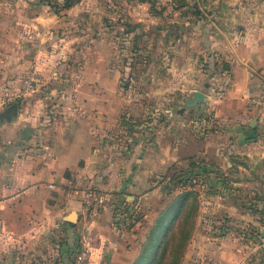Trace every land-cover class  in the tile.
Segmentation results:
<instances>
[{"label":"crops","instance_id":"1","mask_svg":"<svg viewBox=\"0 0 264 264\" xmlns=\"http://www.w3.org/2000/svg\"><path fill=\"white\" fill-rule=\"evenodd\" d=\"M122 1L120 8L130 7L128 0ZM63 4L56 6L51 0H0V111L15 98L20 100L17 112L5 118L13 121L0 125V264H71L78 239L85 231L91 240L85 264H133L140 246L131 239L118 240L125 229H116L107 206L86 219L82 195L56 188L59 183H70V175L77 181L100 184L103 149L96 140L101 141L106 125L115 122L116 69L100 62L103 53L97 49L96 65H87L84 81L72 88L53 82L43 95L37 94L40 83L34 91H26L22 84L26 74L44 79V84L50 69L68 57L65 52L54 61L56 53H64L69 39L84 37L78 32L80 28L69 22L76 21L70 19L72 11L87 10L89 5L82 0ZM117 4L109 6L115 8ZM96 5L101 9V4ZM189 9H200L205 17L186 21L189 34L181 54L187 58L173 65L182 76L176 89L185 94L184 101L192 96V90H203L205 102L192 107L212 105L217 117L214 122L221 125V131L214 129L200 135L190 132L185 147L194 159L200 154L206 159L211 157L195 170L205 169L206 179L213 182L210 185L225 182L232 192L209 191L206 195L211 210L206 218L210 237L205 254L208 264H264V110L246 101L248 96L264 94V0H205L189 4ZM97 24L99 30H104L101 21ZM91 39L99 40L93 35ZM56 44H63L60 51L53 48ZM79 44L78 58L82 54ZM221 60L228 62L229 69L216 70L213 62ZM71 89L79 91L81 99L72 105L67 99L60 105L63 115L54 122L62 127L54 131L37 128L35 123L52 121L46 114L40 117L41 101L55 90ZM248 129H254L256 135L247 137ZM167 132L172 135L173 147L164 131H157V147L150 152L148 146H143L139 167L161 171L168 163H173V168L181 164L182 148L174 142L179 131ZM213 154L220 162L212 161ZM49 183L54 186L49 187ZM71 210L77 214L74 222L65 218ZM198 224L196 232L200 231Z\"/></svg>","mask_w":264,"mask_h":264},{"label":"rangeland","instance_id":"2","mask_svg":"<svg viewBox=\"0 0 264 264\" xmlns=\"http://www.w3.org/2000/svg\"><path fill=\"white\" fill-rule=\"evenodd\" d=\"M51 1L56 6L64 3L62 0ZM147 1L144 0L142 3L139 0H128L130 7L126 5L127 8L123 9L120 8L122 0H82V3L89 5L88 9L72 11L70 19L76 18V21L69 22V25L80 28L78 32L84 37L76 35V38H71L65 43L64 53L62 51L56 53L54 61L58 60L57 58L61 59L65 52L68 57L61 63L57 62L55 68L50 69L51 75L46 78L47 80L45 79L44 84L41 83L44 79L38 80L32 74H26L22 78V84L24 85L25 78H30L33 89L25 90L34 91L40 83L41 90L37 94L43 95L47 93V86L53 82L69 85L68 87L72 88V85L84 81L83 75L87 65H94V63L96 65L98 59L96 50L100 49L103 53L100 62L105 67L116 69L117 82L115 122L106 125L101 141L96 140L103 149L99 161L104 167L100 168L99 172L101 182L100 184L84 183L77 181L75 177L71 178L70 175V183L66 185L59 183L56 188L77 191L79 196L89 188L103 194V205L113 213L114 226L119 231L125 229L122 236L118 235V240L124 238L127 242L131 239L142 250L150 238L158 216L163 211L162 208L165 209L173 200L186 194L187 199L181 209V215L186 217L174 228L175 234L173 232L170 235L171 244L163 264H208L205 243L210 235L206 233V226L209 227L206 218L211 209L208 208L206 195L209 191L225 193L230 187L226 186L225 182L223 185L221 183L210 185L212 181L206 179L205 169L195 170L201 161H210V155L208 154L209 159L201 154L198 155V159H194L193 155H187L188 149L185 145L190 132L200 135L214 129L221 131V125L214 122L217 117H214L212 105L207 104L197 108L184 107L186 96L181 90L176 89L182 76L173 68V65L181 64L182 58H187L182 56L189 34V25L186 21L191 22L195 18L205 17V13L200 9L198 12L190 10L189 4L194 2L202 4L205 0ZM112 2L118 3L115 8L113 5L109 6ZM96 4H101V9ZM57 14L64 15L60 12ZM111 16L115 18L112 19ZM79 17L81 18L77 21ZM100 21L102 23L100 26H104V30L98 28L97 22L100 23ZM51 22L53 26L55 16ZM123 22H129L131 25L142 22V25L127 31L128 27ZM174 24L178 26L173 30ZM92 35L97 36L98 42L91 39ZM77 43L82 46V54L79 58L76 55ZM58 44L53 45V48L60 51L64 43L61 46ZM66 94H70L72 98L71 96L67 98ZM78 94L81 93L73 89L67 92L55 90L50 93L51 96L46 101H41L38 112L40 117L46 114L47 119L51 118L52 121L38 122L35 126L49 131L62 127L54 122L58 115H63L60 105L65 104L67 99L70 100L69 105L76 104L77 99H81ZM106 98H108L107 95ZM105 110H108V106ZM101 113L104 116L107 115V111ZM201 120L209 122L204 123ZM12 121L4 119L0 125ZM169 129L179 131L176 133L174 142L182 148L181 164L177 163L173 168V163H168L167 167L161 171H150L139 167L143 146H148L150 152L157 147V131L159 134L164 131L166 140L170 139L167 142L173 143L172 135L167 132ZM217 143L220 145V139ZM171 146L173 147L172 144ZM212 158V161L220 162V158L214 154ZM238 160L233 159V162ZM127 182H130L132 186H128ZM229 192L232 193L230 190ZM81 200L86 219L92 217L85 207L83 195ZM114 204L115 206H112ZM197 223H199L200 231L196 232ZM81 234L84 241L79 238L77 247H74L78 249L84 246L89 249L91 246L89 233L85 231ZM61 238L64 240V236ZM75 253L76 250L73 254ZM74 255L71 264L74 263Z\"/></svg>","mask_w":264,"mask_h":264},{"label":"trees","instance_id":"3","mask_svg":"<svg viewBox=\"0 0 264 264\" xmlns=\"http://www.w3.org/2000/svg\"><path fill=\"white\" fill-rule=\"evenodd\" d=\"M71 1L72 0H64L63 6H68ZM195 11L198 12L199 10L195 9ZM123 24L128 27L127 31H131L135 27L140 25L138 22H135L133 25L129 24V22H123ZM177 26V24H174L173 30L176 29ZM213 64L214 67H216V70L217 68H221L223 70L229 69V64L225 60L214 61ZM19 103L20 101L18 98H15L14 100L8 102L3 108V110L0 111V122L5 118H10L12 114L16 113L19 107ZM186 199L187 195L182 194L179 198L173 200L172 203H170L165 209L162 208L163 211L157 218V222L153 227L148 242L145 244L143 250L141 249L137 259L134 261L133 264L164 263V258L167 254L169 244H171L169 242L171 240L170 235L174 232V228L177 227L181 223V221L186 217V215H181V209L185 204Z\"/></svg>","mask_w":264,"mask_h":264},{"label":"built area","instance_id":"4","mask_svg":"<svg viewBox=\"0 0 264 264\" xmlns=\"http://www.w3.org/2000/svg\"><path fill=\"white\" fill-rule=\"evenodd\" d=\"M24 86L26 89H33L32 80L30 78H25ZM246 101L249 104L258 106L264 110V94L248 96ZM47 185L49 187L54 186L52 183H49ZM82 195L84 198L85 207L92 216L97 215L104 207L103 194L97 192L96 190L89 188L88 190H85ZM82 239L84 241V238ZM88 257H89V249L82 246L76 250L73 264H85Z\"/></svg>","mask_w":264,"mask_h":264},{"label":"water","instance_id":"5","mask_svg":"<svg viewBox=\"0 0 264 264\" xmlns=\"http://www.w3.org/2000/svg\"><path fill=\"white\" fill-rule=\"evenodd\" d=\"M205 96L206 93L203 90L200 89H195L192 90V96L188 99H186L184 101V107L186 106H199L200 103H204L205 102ZM246 135L247 137H253L256 135V132L254 129H248L246 131ZM66 220L70 221V222H74L77 220V214L76 211L71 210L66 216H65Z\"/></svg>","mask_w":264,"mask_h":264}]
</instances>
